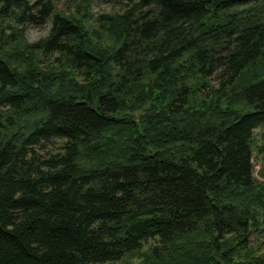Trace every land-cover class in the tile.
Masks as SVG:
<instances>
[{"label": "trees", "instance_id": "trees-1", "mask_svg": "<svg viewBox=\"0 0 264 264\" xmlns=\"http://www.w3.org/2000/svg\"><path fill=\"white\" fill-rule=\"evenodd\" d=\"M84 13L0 0V264H264V0Z\"/></svg>", "mask_w": 264, "mask_h": 264}, {"label": "rangeland", "instance_id": "rangeland-1", "mask_svg": "<svg viewBox=\"0 0 264 264\" xmlns=\"http://www.w3.org/2000/svg\"><path fill=\"white\" fill-rule=\"evenodd\" d=\"M31 3H36L40 4L43 2L50 1L51 4L55 7L56 10L61 11L62 13H65L67 15H77V17L82 18L86 16V14L78 15L77 14V9L79 6L80 0H29ZM41 1V2H39ZM40 6V5H39ZM114 9V6L110 5L109 3H105L104 1L97 2L95 5L91 4L90 9L84 8L83 10H90L91 14H87L90 17V20L88 22V25L91 27L92 34L95 33L96 31V25L93 21H95L96 17L102 13V12H112ZM52 26L50 21H45L43 22L42 19H35L34 21H31L26 25L25 32H24V37L30 44H36L42 39H45L48 37L49 32L51 30ZM53 65V64H52ZM139 114L141 111H138ZM257 134V137L259 138L261 133H263V130L257 129L255 131ZM254 163H255V176L257 177L258 180L263 181V179L257 174V172L261 168V162L260 158L256 157V154L254 155ZM252 244L255 246H258L259 244L264 242V237L262 238H257L253 237ZM147 248L145 247L144 253L138 254L135 256H130L126 259V261L123 264H140L143 259H149L150 255H147ZM144 254V255H143Z\"/></svg>", "mask_w": 264, "mask_h": 264}]
</instances>
